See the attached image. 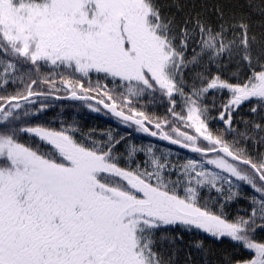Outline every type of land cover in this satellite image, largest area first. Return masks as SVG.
I'll return each mask as SVG.
<instances>
[{
  "label": "snow or ice",
  "instance_id": "obj_1",
  "mask_svg": "<svg viewBox=\"0 0 264 264\" xmlns=\"http://www.w3.org/2000/svg\"><path fill=\"white\" fill-rule=\"evenodd\" d=\"M66 100L125 134L43 119ZM258 232L264 0H0V264H181L200 234L182 264H264Z\"/></svg>",
  "mask_w": 264,
  "mask_h": 264
},
{
  "label": "trees",
  "instance_id": "obj_2",
  "mask_svg": "<svg viewBox=\"0 0 264 264\" xmlns=\"http://www.w3.org/2000/svg\"><path fill=\"white\" fill-rule=\"evenodd\" d=\"M214 2L215 0H209V3H214ZM146 102H147L146 99L140 101V103H146ZM254 106H257L255 100H253L251 103H244L240 107L239 111L237 112L235 116V121L239 123L242 119L244 120L258 119L259 118L258 115L253 116L251 114V108ZM149 111L154 112V113L163 114L165 111V107L153 106L149 109ZM213 115H216V114L214 113ZM43 119L48 120V121L53 120V119L67 120L68 122L75 121L78 124V126L81 127L84 131L95 130L97 133H102V132H107L108 130H112L114 132L119 131L121 135L125 134V131L123 128H117V122L115 121L114 118L108 115H105L103 112L101 113L90 112L89 109L83 104H81L80 102H71V101L55 102L52 110H50L43 117ZM53 126L58 127L59 124H56ZM212 127L214 129L222 128L223 125L219 123H214L212 124ZM137 138H141L147 141H152L153 143H156L159 145H166V146L175 148L179 151H182L174 146L159 143L153 140L152 138L145 136L143 134L132 133V139L134 140ZM244 188L247 189L246 186H244ZM248 194L250 195L251 193L249 192ZM244 207H246V203L244 201H239L238 203L233 204L232 207L229 209V211L232 214H236L238 209H242ZM257 223H259V221ZM263 234L264 232H258L257 237L259 238ZM193 238H196V239L203 238V234L196 235L195 237H193L192 235L185 237V244L183 245V247L185 248V251H182L180 253L181 264H182L184 255L186 254L187 243ZM207 244L210 248L213 249V255L207 258V260L211 261V264H223L224 259H226L229 256H235L237 258H243L247 256L246 252H244L239 246L233 244L228 239H224L219 242L208 240ZM206 264H207V261H206Z\"/></svg>",
  "mask_w": 264,
  "mask_h": 264
},
{
  "label": "rangeland",
  "instance_id": "obj_3",
  "mask_svg": "<svg viewBox=\"0 0 264 264\" xmlns=\"http://www.w3.org/2000/svg\"><path fill=\"white\" fill-rule=\"evenodd\" d=\"M95 75L93 76V81H95ZM72 102V101H71ZM151 138V137H150ZM136 144H148V143H153L152 141H147V140H144V139H141V138H137V139H134L133 140ZM156 141V140H155ZM158 142V141H157ZM159 143H161V142H159ZM156 144V143H155ZM162 144H164V143H162ZM157 146L159 147V148H161V149H171L174 153H179L181 156H185V157H187V156H193V154H187L186 152H184V151H179V150H177V149H175V148H172V147H169V146H166V145H159V144H157ZM243 192H247L248 190L247 189H245L244 187L241 189ZM262 236H264V234L262 235ZM261 236V237H262Z\"/></svg>",
  "mask_w": 264,
  "mask_h": 264
},
{
  "label": "water",
  "instance_id": "obj_4",
  "mask_svg": "<svg viewBox=\"0 0 264 264\" xmlns=\"http://www.w3.org/2000/svg\"><path fill=\"white\" fill-rule=\"evenodd\" d=\"M66 101H70V100H66ZM72 102H74V101H72ZM153 139L155 140V138H153ZM159 142L168 144L167 142H164V141H159ZM173 146H175V145H173ZM176 147H178V146H176ZM182 150H184V149H182Z\"/></svg>",
  "mask_w": 264,
  "mask_h": 264
},
{
  "label": "bare ground",
  "instance_id": "obj_5",
  "mask_svg": "<svg viewBox=\"0 0 264 264\" xmlns=\"http://www.w3.org/2000/svg\"><path fill=\"white\" fill-rule=\"evenodd\" d=\"M184 152H186L187 154H190V153H188L186 150H184Z\"/></svg>",
  "mask_w": 264,
  "mask_h": 264
}]
</instances>
